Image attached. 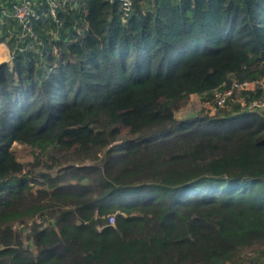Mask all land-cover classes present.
Instances as JSON below:
<instances>
[{
	"label": "trees",
	"instance_id": "1",
	"mask_svg": "<svg viewBox=\"0 0 264 264\" xmlns=\"http://www.w3.org/2000/svg\"><path fill=\"white\" fill-rule=\"evenodd\" d=\"M12 1L0 0L13 56L0 63V264L263 261L264 112L175 111L264 76V0H132L127 16L118 0H65L60 27L34 23L38 44Z\"/></svg>",
	"mask_w": 264,
	"mask_h": 264
},
{
	"label": "built area",
	"instance_id": "2",
	"mask_svg": "<svg viewBox=\"0 0 264 264\" xmlns=\"http://www.w3.org/2000/svg\"><path fill=\"white\" fill-rule=\"evenodd\" d=\"M64 1L65 0H13L11 2V16L21 26V36L29 37L38 44L39 38L33 26L37 20H40L44 17L52 18V20L55 21L60 27L62 22L57 16V9H59L60 5ZM110 1L112 2L115 0ZM118 1L120 3L121 9L124 12V16H127L132 6V0ZM42 4H44V7H41L42 9H40L39 6ZM12 57V53L10 52V54L8 55L9 62L11 61ZM261 79L253 81H239L237 79H232L229 86L214 89L212 95L211 110H214L215 112L217 109H223L226 107L228 108V105L231 102H236L244 110L261 111V109H264V94L258 98L249 100H246L243 94L244 91H254L259 88L264 90V85L260 82ZM235 92L240 94L242 100L240 99V97V100H238V97L235 96ZM212 111H209V113L212 114ZM33 221L37 223L40 222L38 218L33 219ZM108 222L110 224L114 222L113 215L108 217ZM30 224L31 222H28L27 225L24 226L26 231L29 230ZM20 227H22V225H20L18 228ZM255 264H264V260L258 261Z\"/></svg>",
	"mask_w": 264,
	"mask_h": 264
},
{
	"label": "rangeland",
	"instance_id": "3",
	"mask_svg": "<svg viewBox=\"0 0 264 264\" xmlns=\"http://www.w3.org/2000/svg\"><path fill=\"white\" fill-rule=\"evenodd\" d=\"M10 14V13H9ZM11 16V14H10ZM260 82L264 85V77L260 80ZM191 96V95H190ZM187 99L186 103L181 107L182 109H180L177 113V116L179 118H181L184 115H192L193 117H195L197 114H199L200 112H207L209 113V111L211 110V104H212V98H209L207 101L210 102V104H204L201 105V103H199L198 98L196 96H192ZM235 96L238 97V100H242V98L240 97V94L235 92ZM240 97V99H239ZM236 101V100H234ZM232 103H236V102H231L228 107H230L232 105ZM225 109H228L227 107ZM262 112H264V109H261ZM214 113V110L212 111ZM189 119L193 118L188 116ZM180 120V119H179ZM13 149L16 153V156L18 158L19 161L21 162H28L32 159V149L30 146L24 145V144H19V143H14L13 144Z\"/></svg>",
	"mask_w": 264,
	"mask_h": 264
},
{
	"label": "crops",
	"instance_id": "4",
	"mask_svg": "<svg viewBox=\"0 0 264 264\" xmlns=\"http://www.w3.org/2000/svg\"><path fill=\"white\" fill-rule=\"evenodd\" d=\"M9 54H10V49L8 48L7 44L5 42H0V63L9 61V59H8V55ZM192 96H196L198 98L199 103H201V105H204V104H208L209 105L210 104V102L207 101L208 100V97H206V98L203 99L198 94H191L190 97H192ZM180 109H182V108H179L178 110L175 111V117L177 119L183 120V119H189L188 116L193 117V114L192 115H187L186 114V115L182 116L181 118H179L177 116V113L180 112L179 111Z\"/></svg>",
	"mask_w": 264,
	"mask_h": 264
}]
</instances>
